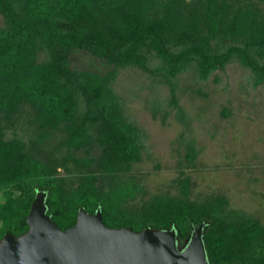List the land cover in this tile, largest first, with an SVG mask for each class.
<instances>
[{
    "label": "trees",
    "instance_id": "obj_1",
    "mask_svg": "<svg viewBox=\"0 0 264 264\" xmlns=\"http://www.w3.org/2000/svg\"><path fill=\"white\" fill-rule=\"evenodd\" d=\"M0 13V79L8 75L0 108L9 111L33 102L41 117L71 121L62 166L73 163L75 174L95 179L99 173L109 181L93 205L85 198L69 208L59 198L69 192L65 177L51 171L43 152L20 139L0 138V189L19 191L16 196L5 192L0 201V239L28 230L31 204L43 189L47 213L62 229L76 223L81 206L90 213L100 208L110 227L175 228L181 245L204 222L211 264H264V224L227 209L225 196L198 201L156 195L144 213H115L112 198L119 194L114 181L146 148L144 131L128 117L123 97L113 87L119 70L138 67L162 77L170 86L169 104L182 119L175 78L192 67L207 80L238 60L251 70L254 85L262 84L264 0H0ZM78 50L109 69L75 63ZM195 153L189 145V159ZM11 159L14 164L7 170L3 163Z\"/></svg>",
    "mask_w": 264,
    "mask_h": 264
},
{
    "label": "rangeland",
    "instance_id": "obj_2",
    "mask_svg": "<svg viewBox=\"0 0 264 264\" xmlns=\"http://www.w3.org/2000/svg\"><path fill=\"white\" fill-rule=\"evenodd\" d=\"M3 23L0 13V26ZM75 63L101 72L110 67L80 50L75 52ZM7 76H1L0 91L7 90ZM175 83L184 119L169 104L170 86L162 77L127 67L113 82L126 114L146 136L141 159L114 181L120 194L112 197L114 212L144 213L156 195L198 201L225 196L227 209L252 215L264 224V83L254 85L251 70L238 60L207 80L192 67L180 73ZM72 126L69 120L41 117L33 102H22L9 111L0 108V138L20 139L26 147L34 145L43 152V160L53 165L51 171L65 177L64 189L69 192L59 198L68 201L69 208L85 198L93 205L101 189L109 186L99 173L95 179L88 178L75 174L73 163L62 166L65 138ZM189 145L196 151L193 159L187 156ZM74 153L84 155L83 150ZM13 164L11 159L3 166L8 170ZM7 191L13 196L19 193L13 186L1 188L0 201Z\"/></svg>",
    "mask_w": 264,
    "mask_h": 264
},
{
    "label": "water",
    "instance_id": "obj_3",
    "mask_svg": "<svg viewBox=\"0 0 264 264\" xmlns=\"http://www.w3.org/2000/svg\"><path fill=\"white\" fill-rule=\"evenodd\" d=\"M47 191L36 192L29 228L0 239V264H211L203 240L205 223L181 245L175 228L110 227L101 209L80 207L76 223L60 228L47 213Z\"/></svg>",
    "mask_w": 264,
    "mask_h": 264
}]
</instances>
